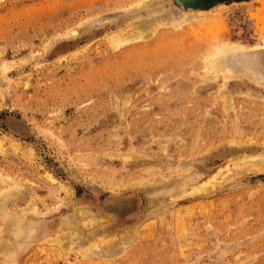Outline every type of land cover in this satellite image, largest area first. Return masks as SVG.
<instances>
[{"label":"rangeland","instance_id":"obj_1","mask_svg":"<svg viewBox=\"0 0 264 264\" xmlns=\"http://www.w3.org/2000/svg\"><path fill=\"white\" fill-rule=\"evenodd\" d=\"M0 197V264H264V0H0Z\"/></svg>","mask_w":264,"mask_h":264},{"label":"bare ground","instance_id":"obj_2","mask_svg":"<svg viewBox=\"0 0 264 264\" xmlns=\"http://www.w3.org/2000/svg\"><path fill=\"white\" fill-rule=\"evenodd\" d=\"M145 4V3H144ZM159 16V15H158ZM153 21V20H152ZM151 21V22H152ZM167 23V22H166ZM146 24H148V23H146ZM154 24V23H153ZM150 25V24H149ZM156 25V24H155ZM143 26V25H142ZM142 26L140 27L141 29H139L138 30V34H137V36L138 37H143V36H145V35H147V33H148V31H146V28L143 26V28H142ZM148 25H146V27H147ZM75 31V30H74ZM73 31V32H74ZM76 33V32H75ZM218 61V60H217ZM222 64H223V62H222ZM224 66V65H223ZM226 66V65H225ZM221 68V67H220ZM218 69V68H217ZM238 75H240V77H243L244 75H247V73H238ZM9 185H10V187L3 193V196L5 195L6 196V199H7V197H10V196H13L14 194H15V192H16V190H15V184L13 183V182H9ZM207 185H203L202 186V189L203 188H205ZM207 188V187H206ZM205 188V189H206ZM14 190H15V192H14ZM1 198V197H0ZM30 211V210H29ZM30 213V212H29ZM32 214L34 215V216H36V210H32ZM73 217H81V218H88L89 220H91L92 219V222H93V220L95 219V221H96V218H95V216H94V219L93 218H90L91 216H88V214H87V212H85V211H79V212H76L74 215H73ZM32 220V219H31ZM30 219H28V220H23L22 218H18L17 220H16V229H14L15 231H17L16 233H19L20 232V230H23L24 228H29V231L28 232H32L33 230H34V228H35V226H36V223H34L33 221H31ZM85 220V219H84ZM25 221H27L28 222V224H26V222ZM86 221H88L87 219H86ZM89 222V221H88ZM63 228V227H62ZM80 234V232L79 231H77V230H72V229H61L60 230V232H58V234H57V237H58V239H60V240H62V241H66V243H68V244H70V246H73L74 244H75V242H77L78 241V239H79V236L81 237V235H79ZM83 236V235H82ZM77 240V241H76ZM109 243V242H108ZM77 246V245H76ZM80 247V246H79ZM14 248V247H13ZM87 251V250H86ZM11 252V251H10ZM87 253V252H86ZM85 253V254H86Z\"/></svg>","mask_w":264,"mask_h":264}]
</instances>
